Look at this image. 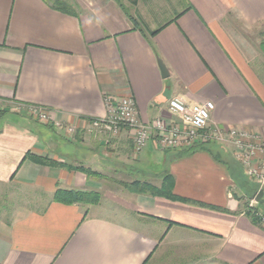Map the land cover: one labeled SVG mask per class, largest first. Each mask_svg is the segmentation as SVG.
<instances>
[{"label": "crops", "instance_id": "obj_1", "mask_svg": "<svg viewBox=\"0 0 264 264\" xmlns=\"http://www.w3.org/2000/svg\"><path fill=\"white\" fill-rule=\"evenodd\" d=\"M127 96L144 124H182L171 98L213 101L208 131L264 140V0H0V101L53 115L0 116V264H264V193L244 200L236 147L166 149L154 129L137 151L131 129L93 125ZM59 189L100 198L65 204Z\"/></svg>", "mask_w": 264, "mask_h": 264}, {"label": "built area", "instance_id": "obj_2", "mask_svg": "<svg viewBox=\"0 0 264 264\" xmlns=\"http://www.w3.org/2000/svg\"><path fill=\"white\" fill-rule=\"evenodd\" d=\"M168 106L173 115L180 116L182 124L168 123L162 118H157L151 124L142 123L134 98L127 96L117 104H111V115L94 120L93 125L99 131L112 135L118 134L123 128L131 129L137 151H141L147 145L154 129L159 133V143L166 149L186 147L199 141L229 139L227 142L236 147L233 155L244 168L246 176L255 182L260 190H264V161L259 157V154L264 155V144L258 133L242 127H218L214 132L208 131L212 112L215 110L213 101L191 107L181 98L174 97L168 101ZM30 107L39 110L41 120L53 121V115L49 110ZM69 131L73 132V128L69 127ZM262 220L264 221V217Z\"/></svg>", "mask_w": 264, "mask_h": 264}, {"label": "trees", "instance_id": "obj_3", "mask_svg": "<svg viewBox=\"0 0 264 264\" xmlns=\"http://www.w3.org/2000/svg\"><path fill=\"white\" fill-rule=\"evenodd\" d=\"M58 8L65 10L66 12H71V7H69L66 3L57 2ZM157 33V31L155 32ZM154 33V34H155ZM206 144H199L196 147L205 146ZM194 147L186 150V152L193 151ZM216 157V156H215ZM218 159V157H216ZM40 160V159H39ZM45 162L53 163V161L43 158ZM237 163H230L229 166L231 168V171L233 172V175L235 176V180L237 183H239V186L244 188L249 194L251 195H257L259 194V186L255 183H253L245 174L244 169L242 168L241 164ZM79 169L84 170L87 172V174H90L89 171H87L85 168L80 167ZM128 189L130 191L134 192H140V193H146L150 192L155 195L160 196H167L169 198L177 199V200H183L190 203H195L193 201H189L188 199L179 197L173 193V189L171 186H166L161 189L145 182L140 181H134L130 185H128ZM56 199L65 203V204H73L78 202H96L100 198V195L96 192H86V191H73V190H61L59 189L56 192ZM263 199H261L259 202H261Z\"/></svg>", "mask_w": 264, "mask_h": 264}, {"label": "rangeland", "instance_id": "obj_4", "mask_svg": "<svg viewBox=\"0 0 264 264\" xmlns=\"http://www.w3.org/2000/svg\"><path fill=\"white\" fill-rule=\"evenodd\" d=\"M62 2H64V1H62ZM11 109H13L15 113H20V114L25 113V114L29 115L31 118L35 119L39 123H44V124H50V123L52 124L53 123L52 121H49V120L48 121L44 120V119L41 120L40 115H39V110L33 109L31 107H25V106L20 105V104H15L13 102L0 101V116L5 111L11 110ZM260 139H261V137H260ZM214 141H217V140H214ZM226 141H227V139H226ZM261 141L264 144V140L261 139ZM197 143L198 144H195V146L199 145V144H206L202 141H199ZM245 196H246V199H244L245 201H247L248 203L255 204L256 203L255 198L258 196V194L257 195H251L248 193V194H245ZM251 197L253 199H251ZM259 209L264 212V206L263 205L259 206ZM258 215H259V217L262 218V215L260 213H258Z\"/></svg>", "mask_w": 264, "mask_h": 264}, {"label": "water", "instance_id": "obj_5", "mask_svg": "<svg viewBox=\"0 0 264 264\" xmlns=\"http://www.w3.org/2000/svg\"><path fill=\"white\" fill-rule=\"evenodd\" d=\"M160 68L162 71V74L164 77H167L169 75V70L167 69L166 65L163 63V61H159ZM264 190H260L258 196L255 198L257 202H259L263 196Z\"/></svg>", "mask_w": 264, "mask_h": 264}]
</instances>
